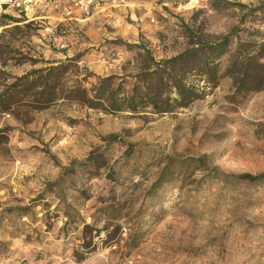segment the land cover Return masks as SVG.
I'll return each mask as SVG.
<instances>
[{
	"label": "rangeland",
	"instance_id": "obj_1",
	"mask_svg": "<svg viewBox=\"0 0 264 264\" xmlns=\"http://www.w3.org/2000/svg\"><path fill=\"white\" fill-rule=\"evenodd\" d=\"M19 1L0 264H264V90L229 72L264 64V0Z\"/></svg>",
	"mask_w": 264,
	"mask_h": 264
},
{
	"label": "trees",
	"instance_id": "obj_2",
	"mask_svg": "<svg viewBox=\"0 0 264 264\" xmlns=\"http://www.w3.org/2000/svg\"><path fill=\"white\" fill-rule=\"evenodd\" d=\"M191 52L194 51H189V53ZM229 72L232 73L233 77L239 78L237 82L241 88L257 86L256 90H264V87H261L264 86V64L255 61L253 58H246L241 63L235 60L229 68ZM243 178L250 182L264 183V174L257 177L247 175Z\"/></svg>",
	"mask_w": 264,
	"mask_h": 264
},
{
	"label": "built area",
	"instance_id": "obj_3",
	"mask_svg": "<svg viewBox=\"0 0 264 264\" xmlns=\"http://www.w3.org/2000/svg\"><path fill=\"white\" fill-rule=\"evenodd\" d=\"M124 1V0H122ZM103 0H70V6L67 15L80 13L84 18L89 17L95 9H98ZM23 7V2L19 0H0V17L10 9H20ZM47 32L54 33L53 28H47Z\"/></svg>",
	"mask_w": 264,
	"mask_h": 264
},
{
	"label": "crops",
	"instance_id": "obj_4",
	"mask_svg": "<svg viewBox=\"0 0 264 264\" xmlns=\"http://www.w3.org/2000/svg\"><path fill=\"white\" fill-rule=\"evenodd\" d=\"M105 1H109V0H105ZM118 1L117 0H114V2H113V5H114V3L116 4ZM118 4H120V3H118ZM40 15L38 16V18L37 19H43V18H45V16L43 15V13L40 11V13H39ZM2 17L5 19V21H11V18H20V15H19V13L17 12V11H15V10H8V11H6L3 15H2ZM20 24V23H19Z\"/></svg>",
	"mask_w": 264,
	"mask_h": 264
}]
</instances>
